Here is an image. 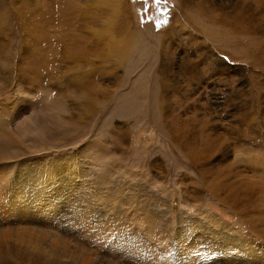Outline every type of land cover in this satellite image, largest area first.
I'll return each mask as SVG.
<instances>
[{"label": "rangeland", "instance_id": "rangeland-1", "mask_svg": "<svg viewBox=\"0 0 264 264\" xmlns=\"http://www.w3.org/2000/svg\"><path fill=\"white\" fill-rule=\"evenodd\" d=\"M244 9L251 34L229 25ZM14 99L30 105L7 114ZM1 111L0 178L41 210L3 188L0 241L78 264H264V0H0Z\"/></svg>", "mask_w": 264, "mask_h": 264}, {"label": "bare ground", "instance_id": "bare-ground-1", "mask_svg": "<svg viewBox=\"0 0 264 264\" xmlns=\"http://www.w3.org/2000/svg\"><path fill=\"white\" fill-rule=\"evenodd\" d=\"M198 0H184V3H191V2H196ZM191 6V5H190ZM198 6H200V4L198 3ZM202 7V6H201ZM189 8V7H188ZM260 8V7H259ZM184 10V8H182ZM213 10V8H211ZM258 9V8H257ZM188 10V9H187ZM189 10H191L189 8ZM260 10V9H259ZM197 11L199 13V15H206V12L207 10H205L203 7L200 8L198 7L197 8ZM245 11H247L246 9L244 10H241V11H238V13L236 14L235 13V17L234 19H232V21L229 20V25L231 27V30L234 29V31L238 30V31H243V32H247V33H250L249 30L252 29V25L250 26L251 29L247 26H244L242 27V23L240 22L242 19H244V14L246 13ZM190 12V11H189ZM250 12V11H249ZM259 12V11H258ZM183 13V11H182ZM208 14V13H207ZM182 15V14H181ZM194 15V14H193ZM248 15V14H247ZM192 17V16H191ZM206 17H209V16H206ZM232 17V16H231ZM249 17V15H248ZM253 17V16H252ZM199 18V17H197ZM250 18V17H249ZM216 18H214L215 20ZM251 19V18H250ZM248 21V19H245ZM253 20V19H252ZM195 20L191 21V24L194 22ZM228 21V20H227ZM244 21V20H242ZM197 23H194V28H192V31H197L199 32L200 34H203L204 38L206 37V39L210 42H212L214 45H217V43H219V37L217 36L218 35V29H214L213 27H204V24L201 22V21H196ZM249 22V21H248ZM228 23V22H227ZM245 22H243L244 24ZM231 24L233 25V27L231 26ZM252 24V23H251ZM247 25V24H246ZM194 29V30H193ZM242 32V33H243ZM251 34V33H250ZM219 35L221 37H225L226 35H228L226 32H223V33H219ZM228 37V36H227ZM232 37V36H231ZM230 37V38H231ZM211 38V39H209ZM217 38V39H216ZM228 39V38H227ZM235 39V38H234ZM236 40V39H235ZM241 41V40H240ZM226 42V41H225ZM232 42V41H231ZM235 42V41H233ZM225 44V43H224ZM248 46V45H247ZM257 46V45H256ZM135 48V47H133ZM244 48V47H243ZM240 49V48H239ZM250 49V48H249ZM257 49V47H256ZM260 49V48H258ZM221 50V49H220ZM220 50L217 49V51L220 52ZM243 50V49H242ZM130 52V51H129ZM215 52V51H214ZM239 52V51H238ZM251 52L252 49H251ZM211 53V52H210ZM256 53V51H255ZM129 54V53H128ZM212 54V53H211ZM247 54V53H245ZM253 55V54H252ZM250 55V56H252ZM243 55H241L242 57ZM249 56V57H250ZM231 57V56H230ZM248 57V55H247ZM248 57V58H249ZM244 58V57H243ZM236 59V57H235ZM247 60V59H246ZM250 60V59H248ZM188 61V60H187ZM193 61V60H192ZM251 61L252 58H251ZM255 61V60H254ZM196 62V61H195ZM189 63V66L188 68L191 69L190 70V73H189V76L190 78L191 77H194L195 78V81L197 77H200V75L202 74L203 70H201L202 68L199 67V65H196V63ZM250 63V61H248ZM243 63V62H242ZM248 65V64H247ZM249 66V65H248ZM180 67V66H179ZM247 67V66H246ZM208 68V67H207ZM210 68V67H209ZM253 68V67H252ZM186 69V68H185ZM213 69V68H212ZM208 70V69H207ZM206 70V71H207ZM222 70V69H221ZM185 71V70H184ZM213 72V71H211ZM206 74V73H204ZM188 76V75H187ZM186 77V75H185ZM206 77V76H205ZM189 78V77H188ZM189 78V80H190ZM171 79V78H170ZM186 79V78H185ZM205 79V78H204ZM207 79V78H206ZM205 79V80H206ZM188 80V79H187ZM167 81V80H166ZM191 81H192V78H191ZM194 81V80H193ZM170 82H172V80H170ZM169 82V84H170ZM188 82V81H187ZM200 82V81H199ZM197 82V83H199ZM167 83L168 85V81L165 82ZM192 83V82H191ZM169 86V85H168ZM167 87V86H166ZM166 91V89H165ZM23 95V94H22ZM152 98V97H151ZM21 99V98H20ZM23 100V99H22ZM91 100L88 99V100H80L78 102V107H81L80 111H81V115L82 117H85V118H88L90 117L91 115V111L93 109V106H92V102H90ZM24 102V101H22ZM160 101H158V98H155V101L153 102V105L155 107V109H158L159 107H161V102L159 103ZM19 103V99H14L12 100L11 104L9 106L6 107L7 110H10L8 111L7 114H9L10 112L12 111H15L18 107L19 110H16L15 113L19 114V112H21L23 110V105L25 107H28L30 105V103H26V104H18ZM25 103V102H24ZM7 105V104H6ZM145 105V104H144ZM105 108L102 107L100 111L102 112H105ZM4 111H1L0 112V115L3 113ZM101 112V113H102ZM14 113V112H13ZM45 113V112H44ZM143 113H140L139 115H142ZM145 114V113H144ZM163 114V113H162ZM161 114V116H162ZM7 116L9 115H1L0 116V128L2 127L1 124L4 123V119L7 118ZM81 117V118H82ZM163 117V116H162ZM14 118V117H13ZM29 123L30 120H28ZM183 122V121H182ZM163 125V124H162ZM28 126V125H27ZM182 126H183V123H182ZM186 126V125H185ZM184 126V128H185ZM17 127V126H16ZM32 127V126H31ZM30 127V128H31ZM161 129L162 127L159 126ZM20 128L23 129V131L25 132L27 127L26 126H21L20 124ZM43 128V126H42ZM45 129V128H44ZM188 129V127H187ZM186 129V131H187ZM163 130V129H162ZM185 130V129H184ZM182 129V131H184ZM180 131V130H179ZM2 131L0 130V133ZM44 132V130H41L40 132V135ZM26 133V132H25ZM36 133V132H35ZM174 134V132H173ZM176 134V133H175ZM39 136L36 134V137ZM187 137V136H186ZM185 137V138H186ZM171 138V137H170ZM208 139V138H207ZM212 139V138H211ZM210 139V140H211ZM209 140V142H210ZM7 141V140H6ZM212 141V140H211ZM217 142V141H216ZM192 143V142H191ZM207 143V142H206ZM8 145V143H6ZM208 144V143H207ZM211 144V143H210ZM216 144V143H215ZM214 144V145H215ZM11 149V148H10ZM85 149V148H84ZM215 149H216V145H215ZM219 150V149H218ZM85 151V150H83ZM90 151V150H89ZM80 152V151H79ZM219 152V151H218ZM9 154V153H8ZM97 157V156H96ZM95 156L93 157H90L92 160H94L96 158ZM41 162H44L43 160ZM32 163V162H31ZM28 161H23L22 162V166H25V165H28ZM32 164H37V163H32ZM54 167L55 166H58L56 164L53 165ZM32 172L33 174L36 173L39 175V179H37V181H34V186L37 187V191H44L45 190V187L43 185V180H44V171H42L40 168L36 167V168H33L32 169ZM2 173V172H0ZM2 175V174H1ZM47 177V176H46ZM27 184H29V181L27 182H24L21 183L19 181H11V180H7V177L6 176H1L0 178V193L2 191V189H6V191L9 190L10 192V195L11 197L14 199V201H17L20 206L22 208H28V207H33L36 211H40L41 210V202H39L38 200L36 201H33L32 203H26L24 202L26 200V196H25V199H24V196L20 193L19 191V188L21 187H28ZM61 192H59L57 194V197L59 198ZM1 196V194H0ZM29 196H33L32 194H30ZM56 198V199H58ZM79 203H81L80 205L78 206H73L72 208V213H74V215L78 214L79 215H84L85 212H88V210H91L90 207L87 205L86 202L84 201H80ZM83 203V204H82ZM13 208H15V210H18V207H17V203H14L13 205ZM103 209V208H102ZM104 210V209H103ZM53 219H56V217H52V219H50L53 222ZM22 222V221H20ZM0 224H1V221H0ZM57 224L59 225L57 230H61L64 232V229L63 227L57 222ZM52 225V224H51ZM29 235V234H28ZM55 236V235H54ZM49 240V239H48ZM52 240V239H51ZM50 241V240H49ZM56 242V241H55ZM53 243V241H52ZM67 243V242H66ZM65 243V244H66ZM45 244V243H44ZM49 244V243H48ZM59 244H61V242L59 241ZM58 244V245H59ZM50 245V244H49ZM55 245V244H54ZM63 245V244H62ZM69 245V244H68ZM64 246V245H63ZM55 247V246H54ZM54 247H51V248H46L45 246H43L40 241H0V264H78L77 261L74 260V258H71V255H67L65 253V250L62 246H60L61 248V253L56 250ZM70 247V246H69ZM59 248V249H60ZM67 248V247H66ZM69 252V251H68ZM67 252V253H68ZM74 256V255H73ZM75 257V256H74Z\"/></svg>", "mask_w": 264, "mask_h": 264}, {"label": "snow or ice", "instance_id": "snow-or-ice-1", "mask_svg": "<svg viewBox=\"0 0 264 264\" xmlns=\"http://www.w3.org/2000/svg\"><path fill=\"white\" fill-rule=\"evenodd\" d=\"M156 3H160V0H156Z\"/></svg>", "mask_w": 264, "mask_h": 264}]
</instances>
